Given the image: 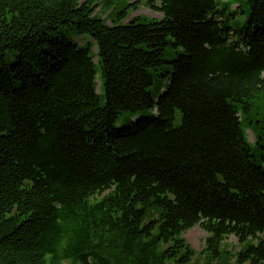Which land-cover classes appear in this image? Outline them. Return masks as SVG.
Listing matches in <instances>:
<instances>
[{
	"label": "trees",
	"instance_id": "trees-1",
	"mask_svg": "<svg viewBox=\"0 0 264 264\" xmlns=\"http://www.w3.org/2000/svg\"><path fill=\"white\" fill-rule=\"evenodd\" d=\"M142 4L161 18L126 21ZM247 5L233 30L218 0H0V264H264V0Z\"/></svg>",
	"mask_w": 264,
	"mask_h": 264
},
{
	"label": "rangeland",
	"instance_id": "rangeland-1",
	"mask_svg": "<svg viewBox=\"0 0 264 264\" xmlns=\"http://www.w3.org/2000/svg\"><path fill=\"white\" fill-rule=\"evenodd\" d=\"M218 4L220 7L225 8V14L228 21L229 26L233 29H239L243 26V20L246 17L247 9H248V0H218ZM239 7V8H238ZM122 9V8H121ZM120 9V10H121ZM119 10V11H120ZM127 12V19L132 18H138L140 17L143 21H158L161 18V14L158 12L151 11L146 5L142 4L136 11L132 10L131 7H128L126 9ZM111 10H105L103 8H100V10H97V16L100 17L107 25L111 22ZM125 21V22H126ZM67 38L70 41H74L76 43L83 44L85 42V39L78 38V37H72L71 35H67ZM87 43H89V40H86ZM92 52L95 53L96 49L95 47L92 48ZM172 52L169 50V48H166L164 59L165 61H168L172 57ZM96 62V60H94ZM163 67H170L166 64L163 65ZM247 141L252 144L254 142L253 134L250 131H245ZM183 239L185 242L196 252L200 253L204 248V241L206 234L197 226L194 227L188 231H186L183 235ZM224 245L227 247L228 250L231 252L238 250V244L237 240L233 237H227L224 240Z\"/></svg>",
	"mask_w": 264,
	"mask_h": 264
}]
</instances>
